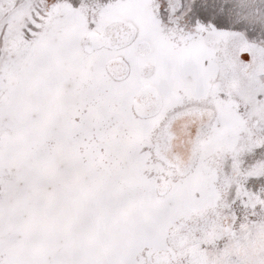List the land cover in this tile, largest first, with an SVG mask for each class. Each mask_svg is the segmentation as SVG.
Listing matches in <instances>:
<instances>
[{
	"label": "snow or ice",
	"instance_id": "1",
	"mask_svg": "<svg viewBox=\"0 0 264 264\" xmlns=\"http://www.w3.org/2000/svg\"><path fill=\"white\" fill-rule=\"evenodd\" d=\"M0 264H264V0H0Z\"/></svg>",
	"mask_w": 264,
	"mask_h": 264
}]
</instances>
